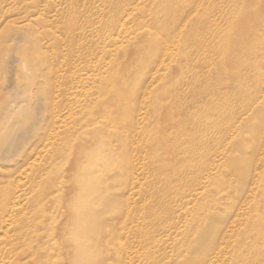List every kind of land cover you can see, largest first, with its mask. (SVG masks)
<instances>
[{
	"label": "rangeland",
	"instance_id": "rangeland-1",
	"mask_svg": "<svg viewBox=\"0 0 264 264\" xmlns=\"http://www.w3.org/2000/svg\"><path fill=\"white\" fill-rule=\"evenodd\" d=\"M24 1L0 264H264V0Z\"/></svg>",
	"mask_w": 264,
	"mask_h": 264
},
{
	"label": "bare ground",
	"instance_id": "bare-ground-1",
	"mask_svg": "<svg viewBox=\"0 0 264 264\" xmlns=\"http://www.w3.org/2000/svg\"><path fill=\"white\" fill-rule=\"evenodd\" d=\"M23 1H24V0H23ZM24 2H25V1H24ZM41 2H42V1H41ZM39 4H40V2H39ZM42 6H43V5H42ZM39 7H40V5H39ZM38 9L40 10V8H38ZM35 10H36V9H35ZM39 10H38V11H39ZM33 11H34V10H33ZM36 11H37V10H36ZM39 12H40V11H39ZM41 13H42V12H41ZM35 14H36V13H35ZM37 15H38V14H37ZM35 16H36V15H35ZM37 18H38V17H37ZM37 18H36V19H37ZM33 19H34V18H33ZM36 19H35V21L38 20V19H37V20H36ZM29 21H30V19H29ZM31 23H32V22H31ZM27 24H28V23H27ZM27 24H25V25H27ZM34 24H35V23H34ZM33 26H35V25H33ZM37 28H39V27L36 26V29H37ZM39 29H40V28H39ZM37 30H38V29H37ZM42 37H44V36H42ZM196 191H197V190H196ZM196 195H197V194H196ZM183 206H184V205H183ZM169 221L171 222L172 220L169 219Z\"/></svg>",
	"mask_w": 264,
	"mask_h": 264
}]
</instances>
